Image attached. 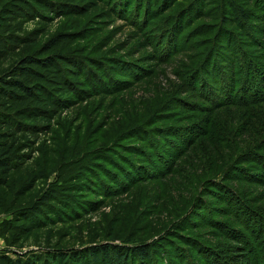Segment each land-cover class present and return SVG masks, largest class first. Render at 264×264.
<instances>
[{
  "label": "trees",
  "instance_id": "trees-1",
  "mask_svg": "<svg viewBox=\"0 0 264 264\" xmlns=\"http://www.w3.org/2000/svg\"><path fill=\"white\" fill-rule=\"evenodd\" d=\"M32 1L0 0V238L5 242L4 250L0 252V264H264V256L261 259L264 255V209L252 208L240 188L243 182L253 184L256 181L264 187V154H261L264 148L258 149L256 144L245 150L242 147L243 151L233 160V163L237 161L235 166L251 163V168L243 170L237 166L218 178L209 179L206 186L210 188L203 192L195 210L187 216L191 227L199 224L226 228L224 234L230 233L229 238L235 236L243 242L246 252L239 254V258L231 247L210 245L199 237L187 239L192 248H187L189 245L186 244L175 245L172 239L180 242L175 238L180 229H173V236L159 235L150 242L122 241V244H116L117 240H112L70 248L61 247L57 236L60 222L79 216L77 209L84 203L81 195L85 189L91 190L93 185L88 182L85 188L72 182L71 179L78 176L75 171L81 173L79 177L86 181L84 175L92 173L96 176L94 170L103 168L115 183L112 185L105 177L101 179L107 196L111 190H114L112 194H118L129 189L138 180H154L175 173L185 155L199 149V144L207 145L211 157H226L224 150L227 148L235 153L239 151L236 144V148H233V143L230 147L225 145L234 142V137L238 136L237 133L226 132L228 126H236L232 122L236 118L227 113L229 123L221 120L213 126V112L208 105L223 110L264 104V64L259 57L249 56L245 49L264 50V0L254 2V11H246L233 0H228L226 8H232L227 10L229 17L221 23L214 37L204 40L207 47L208 43L212 44L204 54L200 49L203 42L195 43L192 35H186L190 24L203 18L200 16L203 11L196 8L200 0H195L176 16H170L169 9L176 0H114L111 8H107V0H84L80 5L35 0L37 4L31 6ZM36 6L43 8V13H54L56 18H71L76 14L87 17L88 26L69 34L70 38H80L89 31L98 33L103 27L99 23L108 21L115 13L132 24L135 33L143 38L138 50L147 46L153 49L154 55L145 63L154 61L156 64L145 68L140 62L133 66L123 57L81 52L41 56L35 51L25 52L19 57L16 50L24 38L16 34L9 21L23 16L51 19ZM202 6L203 0L199 8ZM27 9L37 15L29 16ZM241 20L250 23L252 32L243 30L245 25L240 28L239 25L244 24ZM259 21L262 24H257ZM231 27L235 29L228 30ZM209 29L203 33L209 34L211 27ZM151 30L155 33L147 35ZM248 34H251V41ZM56 41L53 39L46 47L52 48L57 45ZM181 54L184 64H177V61L169 63ZM9 61L12 63H5ZM162 64L174 65L175 74L184 83V88L194 91L206 102L204 106H194L198 112L189 116L193 119L182 122L170 111L171 121L155 124L161 120L155 118L132 127L124 135H134L135 140L142 141L146 147L131 146L126 149V152H131L130 156L119 154L120 159L115 157L118 148L111 146L85 154L70 148L69 153L74 159L58 162L60 150L50 139L41 142L31 153L25 152L33 143L22 140V136L47 131L49 122L60 110L98 94L111 95L127 89L153 75L156 66ZM63 91H68L70 96L60 98L57 94ZM163 109L166 111L167 106ZM200 112L205 120L195 118ZM253 114L256 119L260 117V113ZM238 116L240 118L236 120L242 122L238 131L242 132L252 115L244 113ZM263 119L260 118L259 122ZM251 137L245 134L243 139L252 142L253 135ZM244 171L248 172V177L241 175ZM54 175L56 177L51 180ZM40 183L46 184L45 189L39 188ZM208 197L216 198L218 205L215 209ZM87 204L91 206L93 202L88 201ZM88 210L89 207L84 211ZM228 213L239 221L241 230L218 217H227ZM199 216L204 221H200ZM180 225L182 227L183 221L176 227ZM224 234L219 237L226 238ZM191 250L197 256L192 255Z\"/></svg>",
  "mask_w": 264,
  "mask_h": 264
},
{
  "label": "rangeland",
  "instance_id": "rangeland-1",
  "mask_svg": "<svg viewBox=\"0 0 264 264\" xmlns=\"http://www.w3.org/2000/svg\"><path fill=\"white\" fill-rule=\"evenodd\" d=\"M57 1L68 4H71L70 2L78 3L79 5L84 4V0ZM107 1V8H111L115 1ZM153 1L155 2L156 0ZM194 1L176 0L170 4V16L172 14L178 15L183 9L185 11ZM255 1L258 0H233L235 4L242 6L246 11H254ZM227 2L228 0H203L202 8H199L202 0L196 3V8L203 11V14L200 15L203 18L193 21L186 35H192V40L195 43L199 41L203 42L200 46L203 54L212 45L208 43L207 47L204 44V40L214 37L221 23L225 18L229 17L227 10H231L232 8H226ZM36 4L37 1L35 0L31 2V6H35ZM37 9L46 17H51V19L48 20L41 17L25 18L26 16H23L22 18L10 19L9 21L16 34L24 38L19 49L16 50L19 57L25 52L31 53L35 51L39 52L41 56H50L55 53L68 54L81 52L88 55L98 54L103 57H123L125 60L131 61L133 66L140 62L145 68L154 67L156 64L154 61L145 63L148 57L154 55L153 49L147 46L138 50V44L142 42L143 38L135 33L132 24L115 13L108 21L98 22L99 24H103V27L99 29L101 31L98 33H90L89 31L81 35L80 38L76 36L70 38L69 34L80 31L88 26L89 20H87V17H81L76 14L71 18L63 16L56 18L54 13H43V8L37 7ZM26 11L29 12V16L37 15L35 11L30 9ZM34 13L35 15H33ZM10 18L12 17L10 16ZM101 20L103 19L101 18ZM241 22L244 24H240V28H244L245 25L243 30H250L252 32V29L249 27L250 23H247L245 20H241ZM257 24H262V22L259 21ZM202 27L205 28L202 31H198ZM210 27L211 32L209 34L203 33L209 32ZM234 29L235 27H231L228 30ZM153 31L151 30L146 34L153 35L155 33ZM66 35L67 37H65ZM250 36L251 34L247 35L251 41ZM59 38L63 39L59 40ZM53 39H57V45L52 48L46 47ZM245 49H247L249 56L259 57L264 64V50H255L253 47ZM182 56L181 54L174 57L175 59L169 63L175 64V61H177V64H184L185 61L182 59ZM172 64L157 65V70L154 71L153 75L141 82L133 83L127 89L120 92L118 91L111 95L98 94L84 99L65 110H60L55 118L49 122L50 125L47 131L24 134L22 136V140L33 143L32 147L25 152L31 153L33 148L38 147L41 142L50 139L55 141V146L60 150L58 162L65 159L67 161L69 158L74 159L72 158L73 155L69 153L70 148L85 154L86 152L111 146L118 148L115 157L120 159L119 154L130 156L131 152H126V149L131 146L146 147V144L142 141L135 140L134 135L129 134L128 137L124 135L132 127L144 124L148 120L155 118L161 119L160 121L157 120L155 124L171 121L173 117L170 111L174 112V115L182 122L193 119V117L190 118L189 116L198 112L195 111L194 106L196 104L204 106L206 102L198 98L194 91H191L187 87L184 88V83L175 74V68ZM57 95L62 99L70 96L68 91H63ZM176 98H179L178 106L175 105ZM184 103H187V105L184 106ZM165 106H167L166 111L163 109ZM208 107L213 112L211 117V124L213 126H216L217 121L221 120L225 124L226 121L229 123L226 120L227 113L236 119L240 118L238 114L242 115L245 113L246 115H252L248 123H246V129H243L244 131H238V128H242V122L236 119L232 121L236 126L231 127L230 125L228 126L229 130H226V132H230L231 134L237 133L238 136L234 137V142L231 141L225 145L230 147L233 143V148H236V144L239 151L235 153L233 149L227 148V150L223 149L226 157H211L207 145L205 143L199 144V149L195 148L185 155L175 173L164 175L162 178L154 180H138L137 184L130 185L129 189L123 190L118 194H112L114 190H111L110 195L107 196L104 194L105 189L103 184H101V179L105 177L104 179L112 185L115 183H112L113 181L107 177L103 168L94 170L96 176H93L92 173L84 175L87 177L86 181L79 177L81 173L75 171L74 174L78 176L72 178V182L82 184L81 186L85 188H87L88 182L93 183V185L91 190L87 188L83 195H81L85 204L83 203V206L77 209L79 216L58 224L57 236L60 238L61 247L88 246L92 243H105L112 240H117L116 244H122V241L150 242L159 235L173 236L171 231L173 229L175 231L180 229L179 233L174 232L175 238L180 241L175 242V239H172L175 245L186 244L189 245L187 248H192V243L187 239L199 237L210 245L217 244L231 247L236 254L238 253L237 258H239V254L245 253L243 242H240L235 236H231L234 238H229L228 235L230 233H225L226 238L219 237V235L224 234L223 231L226 228L210 225L201 226L199 224L191 227V220L187 221V216L193 209L195 210V205L198 199L200 200L203 192L210 188L209 185L206 186L209 179L218 178L228 172V169L230 170L237 166L240 169L243 168V170L251 168V163L235 166L237 161L233 163V160L243 149L245 150L255 144L258 149L264 148V119L262 122H259L260 118L264 117V104L249 107H230L223 110L220 108L213 109L210 104ZM160 108L162 109L160 110ZM230 110L232 111L230 112ZM256 112L260 113V117H257V119L253 114ZM195 116L196 119L205 120V116L201 112L199 115L196 113ZM222 130L225 131L224 129ZM245 134L249 135V138H252L251 136L253 135V141L245 142L243 139ZM242 147L244 148L242 149ZM197 153H199L198 155L201 158L196 155ZM261 154H264V152ZM246 172L244 171L241 175L248 177V172ZM55 177V175L52 176L51 180ZM66 183L71 184V182ZM45 187L46 184L40 183L39 188L41 190L45 189ZM240 188L244 190L252 208L264 209V187H260L256 181L253 184L243 182L240 184ZM88 201L93 202V204L91 206L90 204L88 205ZM208 201L214 209L218 205L215 197H208ZM88 207L89 210L84 211ZM216 211L218 212V210ZM228 214L227 217H218L225 220V223L231 224L233 227L240 228L238 230H241L239 221L233 214ZM198 218L200 221H204L200 216ZM181 221H183L182 227L181 225L180 227H176ZM4 247L5 242L0 238V252L4 250ZM191 253L197 256L193 250H191ZM263 256H261V259H263ZM201 258L205 261L203 257ZM226 259L228 261L231 260L229 257H226Z\"/></svg>",
  "mask_w": 264,
  "mask_h": 264
}]
</instances>
